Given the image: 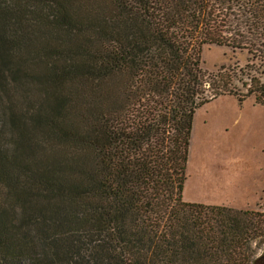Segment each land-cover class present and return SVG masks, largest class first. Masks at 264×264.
<instances>
[{"label": "trees", "instance_id": "16d2710c", "mask_svg": "<svg viewBox=\"0 0 264 264\" xmlns=\"http://www.w3.org/2000/svg\"><path fill=\"white\" fill-rule=\"evenodd\" d=\"M263 63L264 0H0V264H253L264 212L182 192L196 110L264 104Z\"/></svg>", "mask_w": 264, "mask_h": 264}, {"label": "rangeland", "instance_id": "374dc122", "mask_svg": "<svg viewBox=\"0 0 264 264\" xmlns=\"http://www.w3.org/2000/svg\"><path fill=\"white\" fill-rule=\"evenodd\" d=\"M201 60L207 72L253 61L245 50L217 45L203 46ZM182 197L264 212V104L224 95L196 110Z\"/></svg>", "mask_w": 264, "mask_h": 264}, {"label": "water", "instance_id": "95a60500", "mask_svg": "<svg viewBox=\"0 0 264 264\" xmlns=\"http://www.w3.org/2000/svg\"><path fill=\"white\" fill-rule=\"evenodd\" d=\"M253 264H264V253L262 255L258 256L254 260Z\"/></svg>", "mask_w": 264, "mask_h": 264}]
</instances>
